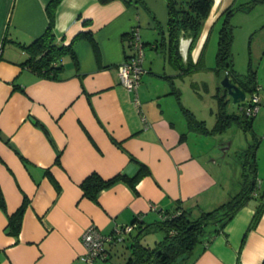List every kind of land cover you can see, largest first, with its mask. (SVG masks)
I'll return each instance as SVG.
<instances>
[{"label":"crops","instance_id":"0c3cea01","mask_svg":"<svg viewBox=\"0 0 264 264\" xmlns=\"http://www.w3.org/2000/svg\"><path fill=\"white\" fill-rule=\"evenodd\" d=\"M49 1L0 0V190L6 214L14 213L24 197L28 199L18 237L5 232L7 215L0 209V264H82L81 236L90 224L106 236L136 222L125 238L130 252L135 237L141 242L147 234H155L161 214L182 209L191 210L194 217L228 198L219 176L220 158L213 156L230 152L232 141L228 144L224 135L231 126L221 134L189 127L191 114L211 129L218 108L209 128L204 117L197 119L184 105L177 81L203 69L178 71L159 47L166 34V1L143 0L160 24L156 27L132 0H61L54 11L56 41L69 44L78 33L91 32L98 53L85 39L77 40L73 45L77 68L64 57L60 62L63 72L55 80L37 77L21 65L27 55L20 45L30 44L45 31ZM235 2L214 0L190 51L191 63L199 60L210 31L227 8L235 10ZM132 31L138 32L143 44L146 70L137 89L139 106L117 74L118 66L132 54ZM188 46L189 40L181 38L182 66L187 64ZM211 70L217 100L219 77L214 67ZM255 78L259 102L251 133L258 142V177L264 176V79ZM31 119L46 130L50 140ZM138 163L149 172L135 190L116 181L97 194L96 202L83 196L80 184L91 173L103 179L119 174L131 177ZM259 184L264 188V179ZM236 190L240 191L233 188ZM252 200L222 232L195 245L186 264L264 263V212L247 231L258 203L253 200L252 205ZM206 230L209 234L214 226ZM115 244L104 246L107 261L111 252L120 251ZM107 261L97 259L94 264Z\"/></svg>","mask_w":264,"mask_h":264},{"label":"trees","instance_id":"16d2710c","mask_svg":"<svg viewBox=\"0 0 264 264\" xmlns=\"http://www.w3.org/2000/svg\"><path fill=\"white\" fill-rule=\"evenodd\" d=\"M61 0H50L45 7L48 23L45 31L41 36L34 39L28 45H20L27 58L21 64L25 66L32 74L45 79H57L59 74L63 72L61 60L64 57H69L77 68V59L73 50V45L77 40L85 39L88 41L95 53H98L97 43L91 32H80L75 35L69 44H60L56 41L54 34V11ZM100 3H107L112 0H99ZM139 5L155 22L156 27H160L159 22L150 11L143 0H132ZM167 7V24L166 34L162 36L159 43L162 51L171 60V63L178 71L183 73L196 72L203 69V54L199 60L193 64L190 62V51L194 48L204 23L207 20L214 0H165ZM234 9L227 8L223 12V23L218 33V46L215 58L214 70L219 77V82L224 76H228L234 84L238 85L243 91L250 93L251 96L256 95L258 90L255 72L248 69L247 74L239 75L233 69L232 43L233 31L229 25V18L232 16ZM181 38L189 40L187 52V64L181 65V57L179 54V41ZM143 45V44H142ZM217 91L220 92L217 102L218 111L216 120L211 129H206L203 122L196 121L191 114L188 117L189 127L207 131L210 134H221L230 126L235 124L244 132L251 133V124L253 116H246L245 107L249 106L248 102L241 103L240 114L228 113L226 107V94L219 85ZM31 122L38 126L48 137L46 130L34 119ZM253 136V135H252ZM49 139V137H48ZM50 140V139H49ZM257 140L254 137L253 143L249 144L239 152L240 155H245V160L238 159L237 161L243 166V180L240 191L229 198L226 202L210 211L200 210L197 216L191 215V210H176L174 213L161 214L160 220L155 222L156 229L162 232L161 241L155 243L153 247L143 246L135 237L131 244L129 257L124 264H171L178 257L185 255L186 258L180 264H186L190 255L193 253L195 245L201 242L204 238L209 240L222 232L227 223L234 217L239 209L246 203L255 198L258 203L247 231L254 228L261 215L264 212V188L261 189L257 177V165L255 161V149ZM58 163V156L56 158ZM148 169L143 164L138 163L136 173L128 177L123 174L116 175L109 179L101 178L97 173H91L80 184L82 194L87 199L96 202L97 194L111 186L116 181H124L133 190L136 184L144 176L148 174ZM48 174V173H47ZM53 185L58 189L55 180L48 174ZM259 189V190H258ZM28 205V199L24 197L21 205L17 210L8 215L6 214L5 201L0 190V209L7 215V225L5 232L13 237H18L23 213ZM214 226V230L207 234L206 228ZM140 228V226L138 227ZM108 258L105 259L107 261ZM264 264V263H262Z\"/></svg>","mask_w":264,"mask_h":264},{"label":"rangeland","instance_id":"374dc122","mask_svg":"<svg viewBox=\"0 0 264 264\" xmlns=\"http://www.w3.org/2000/svg\"><path fill=\"white\" fill-rule=\"evenodd\" d=\"M233 6L235 10L229 18V25L233 31L231 48L233 69L239 75H245L248 69H251L255 72L256 77L258 76L264 79V0H236ZM222 23L223 18L214 25L209 33L203 53V70L177 81V86L182 92L184 105L194 113L197 119L204 117L209 128L213 125L215 120L214 113L218 106L217 100L213 97L215 84L214 72L211 68L215 67L216 63L215 56L218 46V33ZM147 52L149 51L146 50L145 53ZM257 91L259 92V89ZM250 98V93H247L246 100L243 103L247 104ZM225 99L227 102V112L239 115L241 112L239 106L233 105L229 96H226ZM224 136L228 144L232 141L230 152H226L227 154L225 156H223L225 152H222L220 155L219 153H215L214 155L216 156L213 157L216 158L218 156L220 158L218 159L221 167V174L219 176L223 187L225 186L224 195H228V198L224 200L226 202L229 198L236 195L238 190L233 192V188L240 189L243 180L244 169L237 160L241 159L244 161L245 155H236V149L247 148L249 144L253 143L254 138L248 132L239 129L235 124L231 126ZM214 141V143H217L216 139ZM261 168H264V156H262ZM258 178L264 179V176L258 175ZM229 190H231L230 193ZM253 200L256 199L253 198ZM253 200L250 203L252 205L255 203ZM160 235H162V232L156 229L155 234H147L144 236L141 243L143 245L148 244L151 247L154 242L161 241ZM115 245L116 249L120 251L111 252L110 259L107 262H98L99 264H124L126 262L130 254L127 251V248H129L128 240L118 242Z\"/></svg>","mask_w":264,"mask_h":264},{"label":"built area","instance_id":"2783aa9c","mask_svg":"<svg viewBox=\"0 0 264 264\" xmlns=\"http://www.w3.org/2000/svg\"><path fill=\"white\" fill-rule=\"evenodd\" d=\"M129 46L132 51L128 60H125L118 66L117 74L122 86L134 95V102L139 106L137 89L140 84V78L145 73L143 69V45L140 41L137 31H132L129 36ZM259 98L257 95L251 96L249 106L245 107L246 116H254L257 111ZM145 122V120L143 119ZM136 227V222L116 230L114 234L102 235L94 224H90L82 233L81 242L84 248V254L79 260L82 264H94L95 260L105 261L107 253L104 249L105 244H115L123 242L127 235Z\"/></svg>","mask_w":264,"mask_h":264},{"label":"water","instance_id":"95a60500","mask_svg":"<svg viewBox=\"0 0 264 264\" xmlns=\"http://www.w3.org/2000/svg\"><path fill=\"white\" fill-rule=\"evenodd\" d=\"M219 86L225 90V94L229 96L230 101L233 105L240 106L241 103L245 102L246 100V93L243 91L238 85L231 82L228 76H224L220 82ZM240 110V108H239ZM244 148L238 149L235 153L236 155L239 154L241 150ZM186 258L185 255L178 257L174 262L171 264H180Z\"/></svg>","mask_w":264,"mask_h":264}]
</instances>
